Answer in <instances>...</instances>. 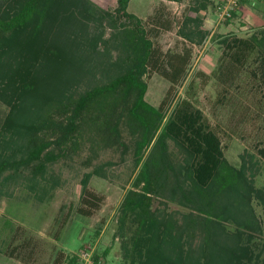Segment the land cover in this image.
Segmentation results:
<instances>
[{
    "label": "rangeland",
    "instance_id": "1",
    "mask_svg": "<svg viewBox=\"0 0 264 264\" xmlns=\"http://www.w3.org/2000/svg\"><path fill=\"white\" fill-rule=\"evenodd\" d=\"M7 3L0 0V17ZM200 5L206 8L192 11ZM116 6L117 0H57L39 28L29 27L0 53V264H148L125 257L123 246L130 247L136 224L127 221L124 238L119 232L122 203L129 190H137L133 182L140 168L135 165L136 138L123 122L107 147L92 149L87 139L77 151L69 144H53L38 160L20 164L28 131L44 111H55L56 104L76 99L114 75L123 53L110 42L101 47L115 32L110 15ZM91 7L103 17L95 19ZM158 8L172 29L159 31L156 45L163 53L190 50L191 56L185 76L173 86L150 71L144 78V100L157 108L167 97L166 115L182 101L200 111L221 140L223 159L236 169L243 166L254 188L251 228L222 222L223 233L217 232L223 245L217 251L212 246L217 237L173 232L172 251L159 264H263L264 155L259 151L264 148V0H129L127 12L144 22ZM234 37L255 38V49L225 79L222 67L228 58L222 41ZM51 113V120H66L63 112ZM166 150L174 172L168 170L164 191L151 195L150 213L161 226L169 222L178 231L198 212L181 198L188 191L181 183L185 149L168 140ZM49 151L56 154L52 162L46 161ZM39 163L45 164L42 174L34 171ZM84 179L97 197L87 204L82 202ZM216 253L228 259L217 262Z\"/></svg>",
    "mask_w": 264,
    "mask_h": 264
},
{
    "label": "trees",
    "instance_id": "2",
    "mask_svg": "<svg viewBox=\"0 0 264 264\" xmlns=\"http://www.w3.org/2000/svg\"><path fill=\"white\" fill-rule=\"evenodd\" d=\"M56 1L8 0V9L0 17V53L15 44L29 27L39 28L48 18ZM128 3L129 0H117L114 13L110 15L111 27L115 32L107 41H101V48L105 49L110 42L123 53L118 58L114 75L105 84L88 89L76 99L56 104L58 107L55 111H44L28 131L23 144L25 157L20 159V164L26 165L38 160L53 144L57 147L69 144L71 151H77L87 139L92 149L95 145L107 147L117 138V125L121 121L136 138L135 165H140L133 182V188L137 190H129L125 195L119 218L122 238L125 237L123 230L127 221L136 224L130 247L123 246L125 257L137 259L139 263L145 260L148 264H159L168 259L167 255L175 242L173 232L176 234L180 230H184L189 237L196 233H201L209 240L212 236L214 239L217 237L212 246L216 251L220 250L223 240L218 232L223 233L222 222L230 220L240 228L252 227L254 220L251 217L254 215L250 209L249 197L254 188L246 179L243 166L236 169L223 159L221 140L200 111L182 101L166 115L167 97L157 108L144 100L147 91L144 78L150 71L163 76L173 86L185 76L191 55L190 50L163 53L154 42L159 31L172 29V22L163 9L158 8L142 22L127 12ZM85 6L89 7L90 4L85 2ZM85 6L83 4V8ZM205 8V5H200L196 9L192 8V11ZM90 13L94 14L95 19L103 17V14L97 16L98 13L92 7ZM187 38L191 40L189 34ZM254 42L255 38L249 40L236 37L222 41L223 55L228 58L222 67L226 68L225 79L232 67L242 65L244 59L255 49ZM222 75V71L219 72V76ZM51 112H63L66 120H51ZM47 135L54 140L46 141ZM168 140L180 143L186 151V170L181 183L188 186V191L183 190L181 198L193 205V209L198 212L188 218V223L178 231L169 222L161 226V222L150 213L151 195L163 192L170 180L168 170L170 173L174 172L166 150ZM145 153L147 157L144 159ZM259 153L264 155V148ZM47 154L46 161H54L56 154L53 151ZM44 169L45 164L39 163L34 171L42 174ZM86 180L82 181V202L85 204L89 199H97L88 191ZM177 189L180 190V187ZM79 211L89 214V211L81 208ZM217 220L220 222H216ZM6 225L13 226L10 222H6ZM188 253L191 251L188 250ZM214 257L221 263L228 259L223 253H216Z\"/></svg>",
    "mask_w": 264,
    "mask_h": 264
},
{
    "label": "built area",
    "instance_id": "3",
    "mask_svg": "<svg viewBox=\"0 0 264 264\" xmlns=\"http://www.w3.org/2000/svg\"><path fill=\"white\" fill-rule=\"evenodd\" d=\"M228 8H230V7H228ZM228 8H226V10L223 12V14H225V17L226 18H228V17H230V14H229V12H228ZM226 12V13H225ZM222 14V15H223Z\"/></svg>",
    "mask_w": 264,
    "mask_h": 264
}]
</instances>
